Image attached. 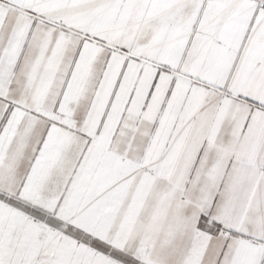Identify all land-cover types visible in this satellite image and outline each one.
Instances as JSON below:
<instances>
[{"label": "snow or ice", "instance_id": "snow-or-ice-1", "mask_svg": "<svg viewBox=\"0 0 264 264\" xmlns=\"http://www.w3.org/2000/svg\"><path fill=\"white\" fill-rule=\"evenodd\" d=\"M0 264H264V0H0Z\"/></svg>", "mask_w": 264, "mask_h": 264}]
</instances>
